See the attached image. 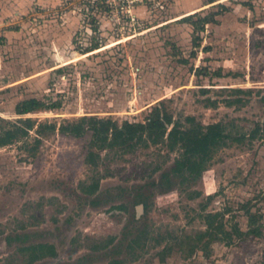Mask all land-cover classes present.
Returning <instances> with one entry per match:
<instances>
[{
	"label": "rangeland",
	"instance_id": "374dc122",
	"mask_svg": "<svg viewBox=\"0 0 264 264\" xmlns=\"http://www.w3.org/2000/svg\"><path fill=\"white\" fill-rule=\"evenodd\" d=\"M102 1L0 0V125L35 122L0 147V264H264V0ZM191 14L210 21L194 32ZM29 98L58 106L17 115ZM157 111L230 137L196 182L160 184L177 156L163 142L98 150L59 131L83 116L129 129ZM246 203L262 235L205 254L206 214L245 231ZM36 243L56 256L30 261Z\"/></svg>",
	"mask_w": 264,
	"mask_h": 264
},
{
	"label": "trees",
	"instance_id": "16d2710c",
	"mask_svg": "<svg viewBox=\"0 0 264 264\" xmlns=\"http://www.w3.org/2000/svg\"><path fill=\"white\" fill-rule=\"evenodd\" d=\"M100 5H102L100 3ZM195 14L187 15L182 18L192 25L193 31H202L204 26L209 23L208 15L198 16L194 20ZM198 35L194 36L195 46H199ZM98 47L94 42L87 51ZM220 76V73H217ZM234 92H243V89L235 88ZM237 100H227L225 104L232 106ZM56 103L46 104L37 98H29L19 101L15 106L17 115H25L36 110H47L56 108ZM35 122L27 118H19L8 127L0 125V147L11 145L15 141L26 137L29 131L34 127ZM42 126V125H41ZM46 129L55 130L54 124L44 125ZM61 133H68L75 137H80L89 133L92 138V144L98 150L117 145L145 142V138L151 144L163 142L166 148L171 152H176L177 156L172 162L168 171L162 172L160 184L165 190H173L177 184L193 183L202 176L212 160L214 154L221 148L228 145L230 137L224 132L220 122L211 123L202 127L193 116H185L183 120H175L171 114L155 112L152 117L145 122H136L131 124L129 129L119 127L113 120L97 118L94 116H83L79 121L61 125ZM89 162L95 163V157L98 155L93 151L88 153ZM98 181L90 183L83 187L84 193H94L98 190ZM190 198L199 197V191H193ZM242 205L247 215V229L241 230L236 222L229 224L227 228L224 217L226 212L207 213L206 228L198 231V237L201 243L200 249L206 254L209 252L210 245L213 242H221L225 245H232L237 240H243L249 236H261V225L258 223L260 217L251 212L249 205ZM232 221V220H231ZM29 251V260L36 261L45 257H55L56 248L51 243H36L27 247ZM117 263V262H114Z\"/></svg>",
	"mask_w": 264,
	"mask_h": 264
},
{
	"label": "built area",
	"instance_id": "2783aa9c",
	"mask_svg": "<svg viewBox=\"0 0 264 264\" xmlns=\"http://www.w3.org/2000/svg\"><path fill=\"white\" fill-rule=\"evenodd\" d=\"M117 1H119V2L117 3ZM102 2L106 3L108 5H113V3H114V4L119 5L122 8L124 4H126L128 2L130 3L131 0H103Z\"/></svg>",
	"mask_w": 264,
	"mask_h": 264
}]
</instances>
